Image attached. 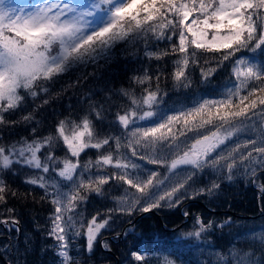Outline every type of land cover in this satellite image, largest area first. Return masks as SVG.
Here are the masks:
<instances>
[{
    "label": "snow or ice",
    "instance_id": "1",
    "mask_svg": "<svg viewBox=\"0 0 264 264\" xmlns=\"http://www.w3.org/2000/svg\"><path fill=\"white\" fill-rule=\"evenodd\" d=\"M149 39L167 42L144 55L150 60L174 56L171 75L176 87L191 85L189 69L199 67L201 59L207 65L200 67L202 81L228 64L231 82L215 98H196L188 106L165 110L162 73L135 75L133 83L144 87L139 95L133 89L119 90L117 95L127 104L117 105L108 132L98 131L95 122L107 120L110 98L90 100L82 117H65L46 135H36L35 111L49 102L47 98L16 120L6 117L26 108L28 100L47 96L50 84L73 68L107 63L118 44L147 45ZM262 56L264 0H0V126L34 124L30 139H0V204L7 203L4 173L15 174L14 165L34 170L25 183L43 189L42 198L53 205L48 235L56 242L59 264H75L70 238L83 236L91 253L102 231L111 227L114 213H148L177 207L185 198L215 194L221 187L218 180L192 190L190 182L205 169L229 181L241 173L254 178L264 171ZM58 147L66 149L64 156L57 155ZM89 149L96 150V158L81 162ZM110 183L126 187L113 197L116 206L103 218L99 212L86 218L83 210L77 211L90 193L103 197ZM196 224L198 230L187 236L200 240L212 222L197 217ZM240 237L246 247L233 244L226 252L214 251L212 264H264V225ZM166 244L173 251L189 247L178 240ZM131 255L145 264V253ZM163 264L175 261L165 256Z\"/></svg>",
    "mask_w": 264,
    "mask_h": 264
},
{
    "label": "trees",
    "instance_id": "2",
    "mask_svg": "<svg viewBox=\"0 0 264 264\" xmlns=\"http://www.w3.org/2000/svg\"><path fill=\"white\" fill-rule=\"evenodd\" d=\"M175 42L174 39L172 43ZM157 45L159 48H164L167 46V42L149 39L147 45L143 41H138L131 46L126 43L118 44L113 50V56L109 62L105 63L101 60L97 64L80 66L70 75L64 74L56 78L50 84L47 96L41 94L35 101L28 100L26 108L18 110L16 114L6 113L5 115L10 120H16L21 113L31 111L34 107L41 105L43 99L47 98L49 102L42 107H36L35 111L36 119L39 121L36 135L40 136L53 131L57 122L65 117L73 119L82 117L88 111L90 100L101 103L110 98L112 104L110 111L106 113L107 120L95 122L98 131L108 132L110 122L114 119L117 111V105L127 104L126 98L117 95L119 90L121 88L133 89L139 95L144 87L133 83L132 77L135 75H142L146 72L155 77L162 73L159 83L161 89L167 93L164 103L161 105L165 110L188 106L196 98H215L225 90V85L231 82L228 64L217 71L209 81H202L200 67H207V65L201 59L199 67H190L189 69L191 85L187 88L176 87L171 75L172 60L175 57L169 55L162 60H150L144 55L145 50L157 49ZM237 55L249 54L238 53ZM261 59L264 60V56ZM153 86H155V80H153ZM108 106L106 103L105 107ZM33 127L32 123L0 126V139H3L5 143L20 137L30 139ZM112 130L117 131L114 126H112ZM188 135L191 136L193 133ZM56 152L57 155L64 156L66 149L58 147ZM96 155V150L89 149L81 155V162L88 157L94 160ZM13 167L16 168L15 174L4 173V180L8 188L5 193L7 203L0 204V220L14 218L19 221L21 231H17V225L9 223L6 226L0 223V254L9 264H59L60 258L54 247L56 242L48 235L51 226L50 216L54 211L53 205L47 198H42L45 196L43 189L25 183L27 176L31 175L34 170L16 165ZM147 167L157 168L155 165ZM159 171L164 173V169H159ZM213 180H218L221 185L213 195H201L196 199L185 198L177 207L162 206L153 209L152 211L161 215L165 228L155 214L149 213L137 223V230L141 232V237L128 235L119 242L114 240V237L143 212L136 211L131 216L114 213L111 227L102 231L101 237L97 239L91 253L86 250L83 236L70 238L71 254L75 264L115 262L113 256L102 250L101 241L104 238L110 242L111 246L109 245L107 248L114 251L120 259V264H139L131 255L134 251L146 254L145 264H162L165 256L174 260L176 264H212L214 251L226 252L233 244L237 247H246L240 234L253 227L264 225V214L255 220L241 219L239 216H258L264 209V190H262L264 189V171H258L254 178L247 177L242 173L236 174L229 181L223 174L218 176L210 169H205L203 173L194 177V182H190L192 190L206 188ZM124 187L126 186L115 183L105 185L106 194L103 197L90 193L82 209L78 208L77 211L83 210L86 218L99 212L103 218L107 209L116 206L113 197L121 195ZM13 192L16 193L15 196L12 195ZM198 202H204L208 208L213 210L232 211L238 216H232L225 212L222 215L211 214ZM161 203L163 205L164 202ZM182 207H185L184 213L187 212L192 216V219L181 229L170 231V229L179 227L186 220L181 216ZM10 208L14 211L9 212ZM197 217L202 218L205 222H212V228L202 243L193 239V244H186L187 241L176 239L181 234L187 236L191 226L196 223ZM227 218H233V222L226 227L219 228V225ZM233 229L238 231L239 239L238 237L232 238L233 234L230 231H234ZM174 240L189 247H181L179 250L173 251L172 248L167 247L166 242ZM0 264H5L1 258Z\"/></svg>",
    "mask_w": 264,
    "mask_h": 264
},
{
    "label": "rangeland",
    "instance_id": "3",
    "mask_svg": "<svg viewBox=\"0 0 264 264\" xmlns=\"http://www.w3.org/2000/svg\"><path fill=\"white\" fill-rule=\"evenodd\" d=\"M16 3H18V4H28L29 3V0H16ZM80 66H78V67H76V68H73L71 71H69L68 73H66L65 75H70L71 73H72V71L74 72V71H77V68H79ZM252 185H253V183H252ZM263 215V213H261L260 215H259V218L261 217ZM241 218V217H240ZM241 219H244V218H241ZM196 220V219H195ZM223 224V223H222ZM243 226H244V222H243ZM224 227V226H223ZM181 229V228H180ZM195 230H198V225L195 223V224H193L192 226H191V228H190V231L189 232H192V231H195ZM234 231H230L232 234H233V237L232 238H237L238 237V234H237V232L238 231H236L235 229H233ZM208 234H209V232H207V233H204L203 235H202V237L200 238V240H197L195 237H189L188 239H187V236L186 235H184V234H181L179 237H176V239H178V240H185V241H187V243L186 244H193L192 243V240L193 239H195L197 242H199V243H202V241H203V239H205L207 236H208ZM115 239L114 240H117V241H119V239H118V237L116 236V237H114ZM101 243L103 244L104 243V240H102L101 241ZM105 243H107V245H108V247H109V245L111 246V244H110V242L109 241H106L105 240ZM104 249L106 250L107 248H105L104 247ZM112 261V260H111ZM109 263H111V264H115V262H109ZM163 264V263H162ZM176 264V263H175Z\"/></svg>",
    "mask_w": 264,
    "mask_h": 264
},
{
    "label": "water",
    "instance_id": "4",
    "mask_svg": "<svg viewBox=\"0 0 264 264\" xmlns=\"http://www.w3.org/2000/svg\"><path fill=\"white\" fill-rule=\"evenodd\" d=\"M198 203L201 204L203 207H206L204 203H201V202H198ZM207 209H208L211 213H214V214H222V213H224V211H216V210H212V209H209V208H207ZM151 212H152V211H151ZM148 213H150V212H148ZM152 213H154L158 218H160V215H159L158 213H156V212H152ZM227 213H228V214H231V215H235V213L232 212V211H227ZM145 214H146V213H143V214L139 215V216L135 219V222L138 221V220H140ZM243 218H248V219H250V218H257V216H244ZM160 219H161V218H160ZM188 219H190L189 216H188ZM161 222H162V221H161ZM225 225H226V224H222V225H220V227H223V226H225ZM17 226H18L19 230L21 231V226H20L19 223L17 224ZM120 237H122V234L120 235ZM110 252L113 253L112 251H110ZM0 258L2 259V261H3L5 264H9L1 254H0Z\"/></svg>",
    "mask_w": 264,
    "mask_h": 264
}]
</instances>
